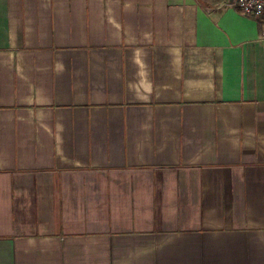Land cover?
Listing matches in <instances>:
<instances>
[{
	"label": "crops",
	"instance_id": "1",
	"mask_svg": "<svg viewBox=\"0 0 264 264\" xmlns=\"http://www.w3.org/2000/svg\"><path fill=\"white\" fill-rule=\"evenodd\" d=\"M235 0H0V264H264V21Z\"/></svg>",
	"mask_w": 264,
	"mask_h": 264
},
{
	"label": "built area",
	"instance_id": "2",
	"mask_svg": "<svg viewBox=\"0 0 264 264\" xmlns=\"http://www.w3.org/2000/svg\"><path fill=\"white\" fill-rule=\"evenodd\" d=\"M234 3L243 16L264 21V0H235Z\"/></svg>",
	"mask_w": 264,
	"mask_h": 264
}]
</instances>
